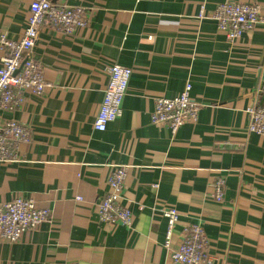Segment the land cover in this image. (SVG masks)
Listing matches in <instances>:
<instances>
[{"label": "crops", "instance_id": "crops-1", "mask_svg": "<svg viewBox=\"0 0 264 264\" xmlns=\"http://www.w3.org/2000/svg\"><path fill=\"white\" fill-rule=\"evenodd\" d=\"M32 1L0 0V35L21 38ZM51 1L85 9L87 24L71 35L39 28L32 57L48 89L0 112L31 131L17 161L0 163V204L31 198L51 216L15 243L0 240V264H171L168 207L179 213L175 245L197 225L209 264H264V138L246 130L247 108L264 107V26L230 43L209 17L224 2H255L264 15V0ZM114 65L131 70L121 116L97 132ZM186 84L197 123L174 134L152 124L156 99ZM113 166L127 168L121 203L131 227L96 215Z\"/></svg>", "mask_w": 264, "mask_h": 264}, {"label": "built area", "instance_id": "built-area-1", "mask_svg": "<svg viewBox=\"0 0 264 264\" xmlns=\"http://www.w3.org/2000/svg\"><path fill=\"white\" fill-rule=\"evenodd\" d=\"M209 17L216 23L218 32L225 34L232 43L258 25L264 26L261 7L255 3L224 2L218 5ZM204 18V7L198 15ZM87 13L81 7L55 4L51 0H33L28 8L25 28L17 41L0 35V50L4 53L0 61V112L14 113L28 96L40 97L48 84L45 83L41 69L32 57V50L38 39L40 27H50L67 35L86 26ZM108 83L98 115L93 124L97 132H104L107 125L121 116V103L126 94L131 70L119 65L110 67ZM191 85L186 84L182 93L172 99L160 98L154 103L150 116L154 125L167 126L174 134L185 123L196 124L200 105L190 98ZM246 130L264 138V107L250 106ZM31 131L13 119L0 120V163L16 162L21 144H29ZM127 176V168L113 166L108 177V192L96 203V215L106 225L131 227L132 215L123 207L122 192ZM223 180L217 179L213 185L214 200L223 199ZM80 200V199H77ZM48 209H38L31 198L14 197L10 202L0 204V240L15 243L29 231L50 220ZM166 222L163 247L169 252L171 264H209L208 242L203 229L190 225L183 229L181 241L175 245L172 238L179 220L174 207L162 210Z\"/></svg>", "mask_w": 264, "mask_h": 264}, {"label": "rangeland", "instance_id": "rangeland-1", "mask_svg": "<svg viewBox=\"0 0 264 264\" xmlns=\"http://www.w3.org/2000/svg\"><path fill=\"white\" fill-rule=\"evenodd\" d=\"M2 35H4V34H2ZM4 36H6V35H4ZM2 51V50H1ZM3 53V52H2ZM3 56H4V53H3ZM3 58V57H2ZM2 60V59H1ZM47 90V89H46ZM248 109V108H247ZM31 142V141H30ZM15 159H18V157L17 158H15Z\"/></svg>", "mask_w": 264, "mask_h": 264}]
</instances>
